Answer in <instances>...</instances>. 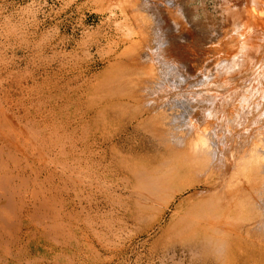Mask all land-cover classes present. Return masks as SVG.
I'll return each mask as SVG.
<instances>
[{
  "label": "bare ground",
  "instance_id": "obj_1",
  "mask_svg": "<svg viewBox=\"0 0 264 264\" xmlns=\"http://www.w3.org/2000/svg\"><path fill=\"white\" fill-rule=\"evenodd\" d=\"M218 1L223 24L205 0H144L128 10L119 3L135 28L87 96L79 126L43 107L18 118L0 97V264L126 263L136 241L164 264H264L262 92L248 86L237 109L240 92L224 95L251 65L264 78V0ZM212 31L215 39L230 32L220 41L234 51L205 74L180 51L201 49ZM139 42H150L146 58L132 53ZM175 53L181 58L161 57ZM250 112L257 117L248 124Z\"/></svg>",
  "mask_w": 264,
  "mask_h": 264
},
{
  "label": "rangeland",
  "instance_id": "obj_2",
  "mask_svg": "<svg viewBox=\"0 0 264 264\" xmlns=\"http://www.w3.org/2000/svg\"><path fill=\"white\" fill-rule=\"evenodd\" d=\"M110 1L111 2L113 1V2L110 3ZM114 1L115 0H0V45H1L0 46V81L4 80L3 83L1 82V84H0V89L3 88L2 91L5 92V94H4L1 91L0 97H1V99H3L1 101L4 102L6 109H9L10 111L12 110L11 112H13L14 115L17 116L18 118H22L23 117L22 115H25V111L28 110V111H30V113H29L30 116H28V117L31 119L33 117L32 112L35 109L43 107L42 109L40 108L41 111H48V112L54 111L57 114L59 113L60 116H58V117H60L61 121H65V123L67 125L73 126V127L79 126V124L84 120L82 118V114L86 110L85 106H84L85 105L84 102L86 101L87 96L92 92L93 86L98 82L99 77L108 69V66L111 63H113L114 61H116V58L119 57L123 53L125 48L129 46V45L126 46L124 44L125 40L127 39V37H125V36L128 35V33H126L127 32L126 30H129L130 28L134 29L135 23H134L133 18L131 16L125 17L124 10L125 9L128 10L129 8L132 9L133 8L132 4H133V6L140 7L141 6L140 2L141 3L144 2V0H141L140 2H139V0L138 1L134 0V2H133V0H129L130 2H128L129 3L128 4L129 7H128L126 1L122 0L123 1V3H122L120 0H116V1H118V3L115 2L116 3L115 5H111V8H108V6H109L108 3L113 4ZM160 1H163V3H164L167 0H160ZM131 2H132V4H130ZM136 2L138 4H136ZM196 2L197 3H195L193 5H199V4L201 5V0H196ZM205 2H206L207 10L211 13V15L213 17H215L217 19V23H220V22H218V21H222L220 18L221 17V10H220L221 4H220V2L218 0H205ZM119 3H121L122 5L125 3L123 6H126V8H124L121 4L119 6L118 5ZM104 5H106V6H104ZM114 6H116V8H114ZM117 6H119V8ZM122 7L124 10H122ZM33 10H35V11H33ZM98 10L100 11V13ZM4 21H5V23H4ZM226 22H224L225 29H227V27H228L227 30H229V29L231 30L230 27H232V25H230V24H232V23L230 21H228L227 23ZM229 22H230V24H229ZM113 23H115V24H113ZM116 23H118V24H116ZM222 24H223V21H222ZM217 25L219 26V24H216L215 25L216 27H214V28H217L218 27ZM116 26H118V27H116ZM211 34L212 35H210V37L211 36L212 37L208 41H206L205 44H202L201 49H200L201 46H199V44L197 43L198 45L197 44L193 45L194 48H192V46L186 48V52L184 50L185 48H182L180 51V52H182V50H183V53H184V54L182 53L183 56L181 54L180 55H181V57H183L182 59H184V60L186 59L184 61V63H186L190 66L192 65L191 66L192 68L194 65H195V67L197 66V68H195V70L200 69V72L204 71L205 74L208 73L207 70L209 72H213V70L211 71L210 69L211 68L213 69V67L215 66V62H219L221 60L227 59L229 56H231V54L234 51V50L233 51L230 50L229 48H227L224 45L225 41H227L226 39L227 38L229 39V37H231L230 32L229 33L227 32L226 36H224L223 39L221 37H220V39L218 37H216L217 40L215 39V36L217 33L212 31ZM200 37L202 38L201 35H200ZM212 38H213V40H211ZM220 40H222V41L224 40L223 41L224 43ZM199 41L201 42L202 39L201 40L199 39ZM215 41H216V43H215ZM149 43H146V44L140 43L141 45L139 44V46L137 44V46H135L136 47L135 49H137L136 53L138 51L139 54L137 53L138 54L137 55L135 53V49H134V51L132 52L133 55L143 56L144 58H146V56L148 55V50L145 47L148 46L147 44H149ZM201 43H204V42L202 41ZM221 43H223V44H221ZM83 44L86 46H84ZM143 44H145L146 46H144ZM195 45H197V48H195L196 47ZM36 46H38V47H36ZM141 46H142V49L138 50V49H140ZM153 46L155 47V43L152 42L151 47L153 48ZM218 46H220V47L218 48ZM137 47H139V48H137ZM144 49H146V50H144ZM212 49L213 50L215 49L214 52L216 51V49H217V51L214 53ZM219 49H221V50L219 51ZM83 51H85V52H83ZM86 51H88V52H86ZM146 51H147V54H146ZM210 51H212V52H210ZM54 53H55V55H54ZM185 53H187L186 56H185ZM76 54H78V55H76ZM209 54H211V55H209ZM178 55H179V53H178ZM178 55L176 56V53H175L172 56L170 55L171 58L170 57L166 58L167 55L166 56L162 55L161 57L163 60L164 59L173 60L175 58H181ZM189 55H190V57H188ZM205 55H207V56H205ZM47 57L49 58L48 62H47V59H48ZM50 57H53V58H50ZM78 58H80V59H78ZM59 59L61 60V62ZM71 59L73 62L71 61ZM217 60H219V61H217ZM55 61L56 62L58 61V62L56 63ZM50 62H51V65H50ZM212 64H213V66H212ZM27 65H28V67H27ZM198 65H201V66H198ZM254 66H255V68H252L253 71L251 69V67H253V66L251 65L249 68L250 71H248V72L246 71L243 75L245 77H243L242 80H239L240 82L244 81L241 83V85H240V82H236V83H232V84L227 85V89L225 90L224 95L228 93L227 95H225L226 97H228V100H230L234 95L231 93H236V94H238L239 92L241 93V94L239 93V95H237L238 97L236 96L237 98H235V96L232 98V103L230 102L232 105L231 108H233L234 104L236 105V106L234 105L236 109L239 108L240 104L238 101L240 99V96H243L246 93H248L250 96L249 91H251V90L254 94H256L257 91H258V93L262 92L258 96L261 100H263L262 102H264V98H261L264 96V91H263L264 90V88H263L264 87V81H263L264 78L262 80L260 79V76L258 78H256L257 74H258V72H257V66L258 65L256 64ZM59 67H61V68H59ZM63 69L64 70L66 69V70L64 71ZM27 71H30V72H27ZM251 71L254 73L253 74L254 76H252ZM246 73H248V74H246ZM9 74L12 75V77L9 76ZM246 75H247V77H246ZM47 77H49V78H47ZM184 77H186V76H184ZM46 78H47V80H46ZM255 79H257L258 82ZM246 80L251 82L250 85H249V82ZM254 80H255V82H254ZM178 85L180 88H182L183 91L189 93V91H187L185 89L186 88L185 82L179 83ZM23 86H24V89H23ZM56 86L58 87V89ZM238 86H239V88H238ZM248 86L249 87L251 86L250 87L251 90L249 89ZM243 87H245V88H243ZM35 88H37V89H35ZM241 88H242V90H241ZM40 89H41V91H39ZM228 89H231V90H228ZM258 89H260V91ZM252 92H251V94H253ZM63 93H64V95H63ZM7 94L9 96H7ZM4 95H6V97ZM230 95H232V96H230ZM3 96H4V98H3ZM38 96L39 97L43 96V98L39 99ZM25 97H26V99H25ZM29 97L33 102L29 99ZM5 98H7V99H5ZM64 98H65V100H64ZM259 98H257V101H259V102H257V103H259L258 104L259 108H264L262 106L263 104H262L261 100H259ZM22 99H23V101H22ZM236 99H238V101H235ZM233 100H234V102H233ZM13 101L17 103V104L15 103L16 106L13 104L14 103ZM68 101H71V103ZM40 102H42V103H40ZM240 103H243V101H241ZM52 104H54V105H52ZM11 105H13V106H11ZM251 106H252V103H251ZM11 107H13V109L16 113L13 111V109ZM21 107L23 109H21ZM59 108H61V109H59ZM182 108L185 109L186 111H188L189 107L187 104H185V106L182 105ZM260 111H262V110H260ZM17 112H19V113H17ZM229 112L230 111H228L227 118L231 119L232 118V113H231L232 111L230 113ZM255 112L248 113V114H250V116H249V119H250L249 122L250 123H248V124H251V122L256 119L257 116H256ZM13 113H11V114H13ZM186 116H187V114H186ZM251 118H252V120H251ZM66 121H68V122H66ZM248 127L245 128L247 131H248V129H250ZM236 130H237V133L239 134L240 129L237 127ZM246 130H245V132H246ZM80 134H81V132L78 133L77 137H80L81 136ZM236 138L240 139L238 137H236ZM245 138H246V136L242 137L239 140V142L240 143H246L249 138L247 137L248 139L246 138V140H245ZM90 142H91V140H90ZM233 142L234 141L232 140V144H233ZM98 148L99 147H97L96 150H98ZM99 150H100V148H99ZM44 173L45 172H42L43 176H44ZM115 188H116V186H114V189ZM156 233L152 234L153 236H151V241L153 239L157 238L159 231H157ZM137 245H138V248H135V253H139L143 249L140 241H136L135 244L133 245V248L136 247ZM149 248H150V244H148L146 250L142 251L143 256L140 260H136L137 255L134 256L135 253H133L131 256L132 259L130 261L125 263L124 262L125 259L122 257V261L120 259H117L115 261V264H164L160 261V259L153 260V261L150 260V255H149V251H148ZM146 252H148V253H146ZM165 264H175V263L171 262V260H168V262L166 261Z\"/></svg>",
  "mask_w": 264,
  "mask_h": 264
}]
</instances>
